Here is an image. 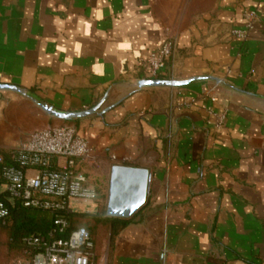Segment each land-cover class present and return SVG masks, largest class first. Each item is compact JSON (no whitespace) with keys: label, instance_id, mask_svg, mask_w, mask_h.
<instances>
[{"label":"crops","instance_id":"crops-1","mask_svg":"<svg viewBox=\"0 0 264 264\" xmlns=\"http://www.w3.org/2000/svg\"><path fill=\"white\" fill-rule=\"evenodd\" d=\"M169 38L159 79L192 82L140 89L138 65ZM0 83L23 91L0 90V149L68 124L96 152L78 161L93 187L115 165L150 171L113 264H264V0H0ZM99 104L71 121L41 107Z\"/></svg>","mask_w":264,"mask_h":264},{"label":"built area","instance_id":"built-area-1","mask_svg":"<svg viewBox=\"0 0 264 264\" xmlns=\"http://www.w3.org/2000/svg\"><path fill=\"white\" fill-rule=\"evenodd\" d=\"M246 18L244 29L233 30V37L248 38L257 16L250 13ZM175 49V41L169 38L143 60L138 65L144 69L143 80L159 79ZM213 116L214 126L224 128L226 113ZM96 159L89 142L68 124L31 133L10 151L9 165H4L0 156V223H5L15 206L49 214L52 221L45 234L24 240L27 258L17 264H95L89 235L84 230L70 231L68 217L75 213L70 207L72 202L88 204L98 199L96 188L78 169V161L94 166ZM112 159L116 160L114 156Z\"/></svg>","mask_w":264,"mask_h":264},{"label":"trees","instance_id":"trees-1","mask_svg":"<svg viewBox=\"0 0 264 264\" xmlns=\"http://www.w3.org/2000/svg\"><path fill=\"white\" fill-rule=\"evenodd\" d=\"M0 156L4 158V165H9L10 152L0 149ZM1 185L2 182L0 181ZM103 187H96L98 192L97 202L102 195L101 189ZM2 196L5 197V195ZM145 207L146 205L141 210ZM106 209V204H101L96 213H72L68 217L70 231L84 230L89 235L93 245V253L98 245L100 228L108 227L111 247L113 248L116 238L133 223L136 215L141 211L129 219H122L108 217ZM51 223V216L44 212L24 209L19 206L13 207L5 223H0V237L5 242L6 253L9 252L11 257L22 256V259L26 260L27 247L24 240L34 235L45 234L50 229Z\"/></svg>","mask_w":264,"mask_h":264},{"label":"water","instance_id":"water-1","mask_svg":"<svg viewBox=\"0 0 264 264\" xmlns=\"http://www.w3.org/2000/svg\"><path fill=\"white\" fill-rule=\"evenodd\" d=\"M192 80H141L139 88L146 87H171L180 88L189 85ZM0 90H9L17 93L23 91L15 86L0 83ZM100 104L93 109L83 113H61L52 107L41 105L48 113L62 121L85 118L93 115ZM151 183V173L148 169L115 165L111 169L109 181V196L107 202V216L114 218L129 219L139 212L147 203Z\"/></svg>","mask_w":264,"mask_h":264},{"label":"rangeland","instance_id":"rangeland-1","mask_svg":"<svg viewBox=\"0 0 264 264\" xmlns=\"http://www.w3.org/2000/svg\"><path fill=\"white\" fill-rule=\"evenodd\" d=\"M1 190L2 187L0 186V191ZM101 191L102 195L100 196L98 202L96 201L88 204L72 202L70 205L72 211H74L75 213H96L99 208V205L106 204L107 207L109 196V184L106 183L101 189ZM99 233L100 234L98 238V245L94 252V256L96 259L95 264H113V248L111 247L110 233L108 227L105 226L100 228ZM4 244V240L0 237V264H17L23 260L22 256L11 257L9 255V252L6 253Z\"/></svg>","mask_w":264,"mask_h":264}]
</instances>
